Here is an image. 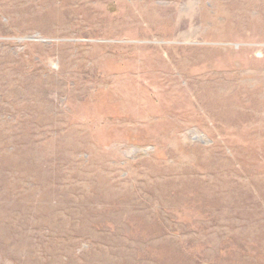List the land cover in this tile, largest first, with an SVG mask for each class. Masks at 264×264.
<instances>
[{"label": "rangeland", "instance_id": "obj_1", "mask_svg": "<svg viewBox=\"0 0 264 264\" xmlns=\"http://www.w3.org/2000/svg\"><path fill=\"white\" fill-rule=\"evenodd\" d=\"M0 264H264V0H0Z\"/></svg>", "mask_w": 264, "mask_h": 264}]
</instances>
